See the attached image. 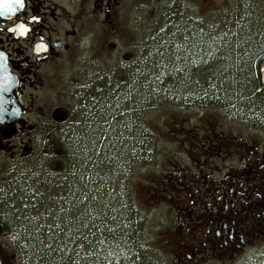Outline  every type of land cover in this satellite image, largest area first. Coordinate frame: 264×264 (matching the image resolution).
I'll return each instance as SVG.
<instances>
[{"label": "rangeland", "instance_id": "obj_1", "mask_svg": "<svg viewBox=\"0 0 264 264\" xmlns=\"http://www.w3.org/2000/svg\"><path fill=\"white\" fill-rule=\"evenodd\" d=\"M117 3L111 16L120 26L117 36L121 40L125 30L132 32L136 37L134 41L126 37L127 47L135 44L140 51H131L133 54L123 64L127 67L126 84L117 86L115 101H102L89 128H81L89 130V136H83L87 132L68 136L65 141L73 143L74 149L62 142L66 133L63 138L38 139L34 155L21 163V170L9 174L0 170V215H8L12 223L9 230L5 228L7 234L3 238L8 264H25L17 251L26 238L20 229L26 225L31 228L27 211L22 214L15 208L18 195L30 194L32 185L35 188L40 181L48 183L58 173H64L63 183L70 182L68 160L76 162L80 176L81 170L88 169L82 182L73 170L74 181H79V185L73 182L77 188L71 183L65 193L60 183L50 192L68 201L74 191L79 201L74 199L68 207L79 210L75 222L83 229L76 234L75 222L63 224L64 227L57 225L62 238L53 242V252L69 255L70 264H264V241L260 237L254 247L242 251L233 261L218 262L216 256L206 259L193 255L204 248L199 240L200 227L206 231V217L214 219L213 199L217 191L228 192L229 187H234L223 185L217 190V183L226 178L241 181L243 177L225 172L227 167L239 166L237 151L232 159L223 161L225 157L216 155L205 159V152L200 153L196 144L188 147L191 141L203 140L211 137L213 130H221L226 137L252 142L255 159L263 163L264 92L257 97H243L250 94L251 86L240 87L239 81L247 72L238 68H244L252 56L259 55V46L264 47V0ZM91 7L95 9L90 3L86 11ZM258 60L255 82L263 87L264 62ZM76 66L78 71L79 62L64 70V85L72 84ZM227 83L234 89V103L207 105L210 89L216 93L214 97L223 95ZM258 86H254L253 94L261 93ZM97 111L102 113L100 117ZM117 111V120L109 121L111 126L106 127L108 122L103 119ZM95 123L92 132L90 125ZM102 128L106 131L104 136ZM188 134L191 138H186ZM162 185L168 189L160 193ZM3 196L11 201L4 203ZM259 197L264 198L263 189ZM236 198L238 194L232 195V200ZM56 203L46 199L36 204L48 216L31 229L48 232L47 222L55 221L50 212ZM97 232L101 233L98 237ZM62 233L67 235L63 237ZM40 238L41 244L40 240L37 244L41 248L37 251L51 246L46 236ZM56 246L59 249L55 250Z\"/></svg>", "mask_w": 264, "mask_h": 264}, {"label": "flooded vegetation", "instance_id": "obj_2", "mask_svg": "<svg viewBox=\"0 0 264 264\" xmlns=\"http://www.w3.org/2000/svg\"><path fill=\"white\" fill-rule=\"evenodd\" d=\"M90 3L95 9L86 11ZM118 4L117 0H20L10 5L11 10H0V90L4 104L0 116V170L8 174L21 170V163L34 155L38 139L63 137L64 133L78 136L87 132L83 136H89V130L81 128H89L95 110L102 101L117 95V86L124 87L127 67L123 64L140 49L135 44L127 47L126 37L135 40L132 32L125 30L121 40L117 36L120 26L111 16ZM74 62H79V70L76 66L72 84L64 85L63 72ZM10 106H15L17 115ZM97 115L100 117L98 111ZM118 116V111L107 115L105 126H111L109 121L115 122ZM90 127L93 132L96 123ZM100 132L102 136L106 133L103 128ZM211 135L191 141L188 147L196 144L200 153L205 152V159L216 155L225 157L223 161L232 159L237 151L239 166L227 167L225 172L233 177L239 173L243 180L226 178L217 183V190L223 185L234 187L228 192L217 191L214 219L206 217V231L200 227L199 240L204 248L193 255L233 261L242 251L254 247L259 237L264 241V198L259 197L264 190V161L260 164L255 159L254 146L248 140L226 137L221 130H213ZM162 186L160 193L168 189ZM237 194L239 198L232 200ZM3 198L4 203L10 201L8 196ZM76 213L79 215V210L69 212L71 224L76 221ZM78 227L76 223V234ZM4 233L0 225V264L9 261L3 252Z\"/></svg>", "mask_w": 264, "mask_h": 264}, {"label": "trees", "instance_id": "obj_3", "mask_svg": "<svg viewBox=\"0 0 264 264\" xmlns=\"http://www.w3.org/2000/svg\"><path fill=\"white\" fill-rule=\"evenodd\" d=\"M259 47H258L259 55L255 56V57L252 56V58L246 63L244 68H240V67L238 68V71L242 70V71H244L243 73L247 72L245 75L243 73H240V74L244 75V78L241 79V81H239L240 87H241V85H246V84H250V86H251V91H250V89L248 91V92H250V94L245 95L243 97H246L249 95H253V96L257 97L264 92V88H261V90H260L261 93L253 94L255 92L254 86L258 85V82L257 81L255 82V78L258 77L257 72H258L259 67H260L258 65V63H259L258 59H260V60L263 59L262 61L264 62V58L261 57L262 55L264 56V51H263L264 47H262V46H261V48H259ZM240 60H241V62L244 61L243 59H240ZM249 74H250V77L248 78L247 76ZM225 90H226V92L223 95L217 94L216 97H214V94H216V93L212 92L210 89V92H211L210 97L208 99V103L206 102V104L207 105L209 103L223 104L220 106H226L228 104L229 105L233 104L234 101L236 100V96L234 94V89H232V86H229V84L227 83ZM215 98H217V99H215ZM202 102H204V100H202ZM219 102H221V103H219ZM68 136H65L66 138L62 137L63 138L62 142L68 144V146L70 148L74 149L73 143L65 141L68 138ZM66 164L69 165L68 167L66 166L68 168L66 172H67V174H69L70 182L63 183L61 181L62 180L61 175H64V173H61V174L58 173V175H56V176L49 173L50 175H52V177H50V179H52L50 182L47 183L46 181H44V182L40 181L38 186H36L35 188L33 187V185H32V187L29 188L28 191L31 190L30 194L18 195L20 200L17 201L15 208H17L16 210L21 211L22 214L25 211H27L28 218H31V220L29 221V225L31 228H35L40 222L46 220L47 216H48L47 212L42 211L39 207L36 206L37 203L42 204V202L46 201V199H50L53 202H58V203H56L57 205L54 204V207H53L52 211L50 212V213H53V216H54L53 218L55 221H54V223L47 222L48 224H50V227L48 230L46 229V231H48L46 234L44 232H41L42 231L41 229H39V231L36 233L34 229H31V228L29 229L28 225H26L25 227H22L20 229V232L25 233L26 238H24L25 240L22 241V243L20 244L21 246H18L17 251H19V256L24 261L25 264H70L71 263L69 255L56 254L55 252H53V246H54L53 242L61 240L62 236L60 235V232L58 231L57 225L59 227H64L63 224H68V222H71V215H70V220L68 219V213L70 212L68 205H70L74 201V199L77 200L78 198H75L76 195H74V191H73L72 195L69 192V194L71 196H70V199H68V201H65L64 198L58 199V197L56 195H54L55 193L50 194V192L54 191L55 188L60 186V183H63V185H64L63 186V188H64L63 192L66 193V191L70 187L71 183L73 184V182H75L78 184L79 181L80 182L84 181V177H85L86 173L88 172V169L86 170V168H84V171L81 170L82 174L80 176L79 175L80 170H77V166L74 165V164H76V162H74L72 160L71 161L68 160ZM72 165L74 166L73 168H72ZM73 170L74 171L76 170L75 171L76 174L78 173V175H77V177H79L78 182L74 181L75 180L74 176H72ZM45 179H49V177L45 176ZM77 184H73V186H76V188H77ZM47 188L50 189L49 192H48ZM39 189L40 190L42 189L43 192L39 191ZM31 194H32V197L29 196ZM50 195L54 196V198L51 197ZM62 203H66V204H62ZM21 204H22V206H21ZM255 208H257V204H255ZM10 209H12V208H10ZM33 210L35 211V213L32 215L31 211H33ZM12 219H13V217H12ZM0 222L3 223V225L5 226V228L7 230H9L12 226L11 218L8 217V215L7 216L6 215H0ZM82 227L83 226L78 227L79 228L78 234H79V231L83 229ZM100 234H101L100 232H97L95 234V236L98 237ZM62 235H63V237H65L67 234L62 233ZM40 236H46L47 239L49 241H51V246L45 247V249H42L41 251H37L41 248L37 244V243H39V240H40V244H41L42 239L40 238ZM25 248L32 251L33 253H31L28 250H25ZM57 249H59V248L56 246L55 250H57Z\"/></svg>", "mask_w": 264, "mask_h": 264}, {"label": "snow or ice", "instance_id": "obj_4", "mask_svg": "<svg viewBox=\"0 0 264 264\" xmlns=\"http://www.w3.org/2000/svg\"><path fill=\"white\" fill-rule=\"evenodd\" d=\"M20 2V0H0V10L2 9H10V5L11 4H18ZM22 27V26H21Z\"/></svg>", "mask_w": 264, "mask_h": 264}, {"label": "water", "instance_id": "obj_5", "mask_svg": "<svg viewBox=\"0 0 264 264\" xmlns=\"http://www.w3.org/2000/svg\"><path fill=\"white\" fill-rule=\"evenodd\" d=\"M2 93H3V90L1 89L0 90V116H2L4 114L3 112V107H4V104H3V101H2ZM9 106V105H8ZM11 109H12V112H14L15 115H17L16 111H15V106H10Z\"/></svg>", "mask_w": 264, "mask_h": 264}, {"label": "bare ground", "instance_id": "obj_6", "mask_svg": "<svg viewBox=\"0 0 264 264\" xmlns=\"http://www.w3.org/2000/svg\"><path fill=\"white\" fill-rule=\"evenodd\" d=\"M264 78V77H263ZM263 83H264V79H263Z\"/></svg>", "mask_w": 264, "mask_h": 264}]
</instances>
